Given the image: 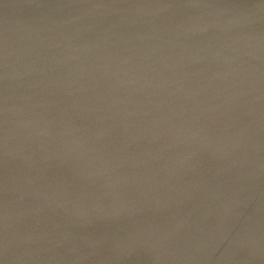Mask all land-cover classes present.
Listing matches in <instances>:
<instances>
[{
	"label": "water",
	"instance_id": "obj_1",
	"mask_svg": "<svg viewBox=\"0 0 264 264\" xmlns=\"http://www.w3.org/2000/svg\"><path fill=\"white\" fill-rule=\"evenodd\" d=\"M0 264H264V0H0Z\"/></svg>",
	"mask_w": 264,
	"mask_h": 264
}]
</instances>
